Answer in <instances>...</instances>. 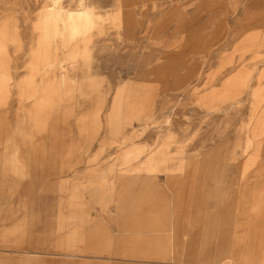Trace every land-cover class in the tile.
I'll use <instances>...</instances> for the list:
<instances>
[{"label":"rangeland","instance_id":"rangeland-1","mask_svg":"<svg viewBox=\"0 0 264 264\" xmlns=\"http://www.w3.org/2000/svg\"><path fill=\"white\" fill-rule=\"evenodd\" d=\"M0 264H264V0H0Z\"/></svg>","mask_w":264,"mask_h":264}]
</instances>
